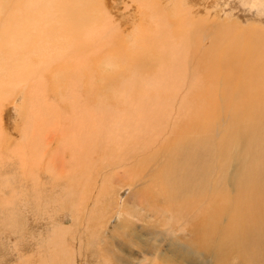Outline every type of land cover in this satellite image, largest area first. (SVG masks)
Masks as SVG:
<instances>
[{
	"label": "rangeland",
	"instance_id": "374dc122",
	"mask_svg": "<svg viewBox=\"0 0 264 264\" xmlns=\"http://www.w3.org/2000/svg\"><path fill=\"white\" fill-rule=\"evenodd\" d=\"M56 1L60 4V11L57 4L50 8L43 21H39L42 31L37 30L44 39L46 37L55 44L56 50L66 49L64 59L70 62L72 72L64 73L53 64L50 70L49 67L43 72L40 81L36 84L31 81L24 86L22 73L5 72L9 47L0 41V63L4 64L0 71L4 76V80H0V95L5 97L0 100V264H213L215 249L207 255L194 254L190 249L194 246H189L194 239L180 234L177 228L178 225L185 228L188 219L195 220L199 210H187L186 204L181 201L162 211L164 220L158 214L164 200L154 199L159 196L157 187L161 178L157 175L152 179L150 175L159 167L158 162L166 160L168 149L163 148L162 141L171 139L168 138L169 130L174 132L185 124L183 134L189 129L188 123L192 125L189 124L190 128L193 127L192 119L197 118L196 115L201 114L205 122L207 118L211 122L221 120L227 106L237 105L231 97L230 101L235 103L223 102L222 87L225 84L227 95L236 92V83L242 77L240 87L244 90L247 72H232L235 70L232 62L240 65L241 58L244 59L243 55L249 49H263L261 45L254 47V43L260 41L255 37L261 34L258 31H264V10L256 11L254 15L242 12L236 9L237 4L240 5L236 4L239 0ZM78 1L82 2L83 11L89 13V21L95 16L94 20L101 22H96L98 28L87 29L89 22L79 21ZM156 4L159 8L155 7ZM64 18L68 22L66 28L62 26ZM160 18L167 21L165 35L170 34L171 38L178 40L179 36L181 39L191 33L193 43L189 49L194 56H188L187 67L194 70L188 73H194L193 81H198V85L187 83L186 88L181 86L178 90L173 85V92L181 91L180 95L177 93L178 100L175 93L172 94L173 100L169 99L171 95L161 93L154 103L152 100L146 102L148 90L144 88L143 103L146 107L149 105L147 111L128 112L131 109L129 103L124 102L127 101L125 96L133 100L138 98V94L129 96L131 85L136 83L141 86L145 81H153L155 73L164 63L172 62L171 59L176 56L175 48H172L167 57L163 51L165 42H161L158 36L159 40L155 39L156 33L163 36L159 30ZM155 19L157 22H154ZM51 27H55L56 31H50ZM85 27L86 33L83 32ZM207 35L209 45L205 41ZM3 40L6 41L5 38ZM32 46L37 49L34 44ZM199 49L203 54L197 52ZM208 50L212 53L209 54ZM36 60L34 58L32 64L38 63L39 59ZM223 77H227L228 81L222 82ZM206 80L212 86L211 95L205 89L208 85ZM155 89L158 90L156 86ZM122 94L125 96L122 97ZM244 94L248 95V92ZM11 108L16 110L13 116L9 115ZM162 109L169 112L165 113ZM112 110H117L118 116L110 119ZM122 110H125V115H121ZM157 111L163 115L157 114ZM144 112H150L145 115H152L151 118L143 116ZM182 115L187 118L183 119ZM131 116L135 117L131 119ZM125 119H130L129 125L122 127ZM91 127L100 131L97 141L93 145L84 141L85 149L78 152L76 140L85 137ZM71 129L74 144L69 143ZM226 135L215 132V138L220 143ZM232 136L238 142L232 150L238 154L241 130ZM74 155L78 159L75 160ZM171 171H161L163 179L166 180ZM202 179L197 184L199 191ZM186 194L183 190L176 196L186 198ZM230 255L238 256L236 252ZM247 258L251 259L250 256ZM233 263L250 264L245 261L240 263L238 259L225 264Z\"/></svg>",
	"mask_w": 264,
	"mask_h": 264
},
{
	"label": "bare ground",
	"instance_id": "6f19581e",
	"mask_svg": "<svg viewBox=\"0 0 264 264\" xmlns=\"http://www.w3.org/2000/svg\"><path fill=\"white\" fill-rule=\"evenodd\" d=\"M78 2H79L78 3L79 14L81 16L79 21L80 22H82V21L83 22H85V21L89 22L87 29L98 28L97 27L98 23H96V22H98L99 20H97V21L94 20L95 19L94 18L95 16H94L93 19H90L91 21H89V19H88L90 17L89 13H86L85 11H83L82 2L81 1H78ZM237 3H239L241 6L238 5ZM55 4H57V7H58L57 9L59 12L60 11V4L56 0H30V1L0 0V31H1L0 33L3 34V35L2 34L0 35V37L2 38V39L0 38V41L5 42L6 43L5 45L7 47H9V55H8V57H6L7 65H6L5 72L10 71V73H12V71H17L19 73H22L23 74L22 78L24 79V80H22V83L24 84V86L26 84H28V82H31V81H34V84H36V82L40 81V79L44 75L43 72H45L49 67H50L49 68V70H50L51 67H53L52 66L53 64H55V66L57 67L58 70L63 71L64 73H65V71L66 72L67 71L72 72L69 69L70 62L68 60L64 59V56H66V53H67L66 49L63 47L59 50H56L57 47L55 46V44L53 42H50L49 40H47L46 37L44 39L39 34V32L37 30V28H39L41 30V27H42V26H40L39 21H43V16H45L47 13H49V9L54 7ZM68 4H69V2H68ZM236 4H237L236 9L238 8V10L240 9L242 12H245V13H247V12L252 13V15L256 14V11L264 10V0H239L238 2H236ZM156 5H155V7L159 8V6L158 5L156 6ZM89 6L92 7L91 5H89ZM55 7H56V5H55ZM72 7H74V4H72ZM92 8L94 9V7H92ZM69 9H71V8H69ZM146 9H147V7H146ZM148 9H149V7H148ZM143 10H144V8H143ZM157 10L159 11V9H157ZM93 11H96V10H93ZM91 12H92V10H91ZM65 13H67V12H64V14ZM72 13H74V11ZM77 13H78V11H77ZM95 13H93L91 15L93 16ZM99 14H101V13H99ZM156 14H160V13L157 12ZM143 15H145V14H143ZM71 16L69 15V17H71ZM77 16H78V14H77ZM98 16L100 18V15H98ZM103 18L104 17H102V19ZM150 18H151V16H150ZM156 18H158V17L156 16ZM105 19L106 18H104L103 20H105ZM183 19H185V18H182V20ZM74 20H75V18H74ZM100 20H101V18H100ZM103 20H102V22L104 23L106 20L105 21H103ZM156 20L157 19H155L154 22ZM175 21H176V19H175ZM63 22H64V24L62 26H64L66 28V26L68 25V22L65 20V18L63 19ZM166 22L167 21H163L160 18V20L158 22L159 23V30L163 33V36L160 34L162 36V38H161V36L156 33L155 39L158 36V38L160 39L161 42H165L163 44V47L165 48V49H163V51L165 50L164 52H165L167 57H168L170 51L172 50V48H175L174 53L176 56L171 59L172 62H169L166 64L164 63V65L161 67V69L157 73H155L157 76L155 75V79L153 81H151V80L145 81L142 83L141 86H138L136 83H133L131 85V89H130L131 93L129 94V96H134V95L138 94V96H137L138 98L136 100L130 99L128 96H125L122 94V97L125 96V98L127 100V101L124 100V102L129 103L131 110L128 112H132V110H134V111L146 110L147 111V108L149 105L146 107L143 103V100H145V97L143 95V92L145 91L144 88L148 90V94L146 96V102L148 100H152V103H154L153 101L156 100L160 96L161 93L166 94L167 96L171 95L169 99L173 100L174 96H172V94L175 92H173L174 90L172 91V88L174 86H175V88L177 86V90H178L179 87H181V86L185 87L187 85V83L191 84L192 82H194L193 81V79L195 77V76H193L194 73H192V74L190 73L192 76L189 75V73H188V72H190V71L192 72L194 70L190 67H187L188 56L189 55H191L192 57L194 56L191 52V49H189L190 45L193 43L191 41V37H192L191 33H189L186 36L185 35L182 36L181 39H179L180 38V36H179L178 40L171 38L170 34L165 35V24L168 25ZM99 23H101V22L99 21ZM158 23H156V25ZM190 23H191V21H190ZM105 25H107V24H105ZM105 28H106V26H105ZM184 28H186V26H184ZM188 28H189V23H188ZM70 29H71V27H70ZM170 29H172V28H170ZM178 30L179 29L177 28L176 31H178ZM50 31H56V28L51 27ZM104 31H106V29ZM83 32H85V33L87 32L86 27L84 28ZM258 32L261 34L256 35L255 37H257L260 41L256 44L254 43V47L256 45L257 46L261 45L260 47H262L263 49H259V48L256 49L255 48L253 51H250V49H249L248 52L244 53V55H243L244 59L241 58L242 55H241V57L239 56L241 58V60H240L241 62L238 61L240 65L232 62V66L235 69V70H232V67H231L232 72H235L236 70H240L243 73L247 72L246 76H245L244 90L241 89V87H240V81H241L242 77L238 81L236 80L238 82V83H236L237 84V87L235 89L236 92H233V93L227 95V90L225 89V84H223V87H222L223 99L222 98L221 99L223 100V102L228 103V101L231 100L230 99V97H231L232 100L237 101V105L235 104V107L234 106H232V107L227 106L228 109L226 111H223L224 118L221 117V120L217 119V120L211 122L207 118L206 119L207 122H205L201 118V114H200V116L196 115L197 118H193L192 119L193 122L191 121L193 124L192 128H190L191 124L186 121L188 123L187 125L189 126L188 127L189 129L187 131H184L183 134H182V130L186 126L185 124H184L185 126L183 125L182 128L179 127L180 129L177 128L174 132H172V130L168 129L169 130L168 138L171 137V139H170L171 141L170 140H167V141L163 140L162 141L163 142V145H162L163 148L168 149V154L166 153L167 154L166 160H162L160 163L158 162L159 167L156 168L152 172V174L150 175L152 177V179L154 177H156L157 175H159L161 178V182L159 184L160 186L159 185L155 186V187L159 186V187H157V192H158L159 196L157 195V196H155L156 198L154 197V199L160 200V198H161L162 200H164V205L160 204V210L161 211L159 210V213H158L160 217L163 216L162 218H164V213L162 212V211H165L164 209L168 210L171 205H174V203L179 204L181 201L186 204L187 210H195V209L199 210L200 214H197L194 217L195 220L188 219V222H187V225L185 226V228H183L179 225L177 226V228H179L180 234H183L184 236H186V234H187V236L191 240L194 239L192 241V243H190V245H189V246H194L193 249L190 248L194 254H196V255H207V254H210L215 249L216 258H214L212 260L213 264L214 263L215 264H225V263H229V262L232 263V259H238L240 261V263H243L245 261V263L250 262V264H264V31L261 30ZM186 34H187V32H186ZM163 37H164V39H163ZM4 38L6 41L3 40ZM108 39H109V37H108ZM90 40H91V38H90ZM57 41H58V39H57ZM59 41L61 44V38L59 39ZM152 41H154V40H152ZM205 41L207 42L206 45H209V35L206 36ZM2 42H0V43L2 44ZM36 42H38V44ZM79 42H81V41H79ZM33 44H34V46L37 47V49L33 48V46H32ZM102 46H104V45H102ZM108 46H110V45L108 44ZM1 49H2V46H1ZM141 49H142V47H141ZM2 51H3V49H2ZM189 52L191 54H189ZM197 52L198 53L200 52V54H203L200 49L197 50ZM4 53H3V55H4ZM99 53H101V51ZM210 53H212V52L209 51V54ZM253 53H255V54H253ZM5 54L7 55V53H5ZM15 55H17V56H15ZM26 55H27V57H26ZM28 55H30L29 58H28ZM231 56L233 57V55H231ZM72 57H71V59H72ZM34 58H36L37 60L39 59L38 63L32 64ZM112 58H114V57H112ZM25 59H28L26 63H25ZM18 60H20V62H18ZM37 60H36V62H37ZM107 60H109V59H107ZM73 62L71 61V63H73ZM101 62H102V60H101ZM34 63H35V61H34ZM111 63H112V61H111ZM84 64L86 65V62ZM212 64L214 65V63H212ZM217 64H219V63H217ZM228 64H229V62H228ZM107 65H108V63H107ZM3 66H4V64L0 63V71H2ZM75 67H76V64H75ZM107 67H109V66H107ZM226 67H229V66L226 65ZM218 68H219V66H218ZM83 69H85V67ZM52 71H53V73L55 72L53 69H52ZM57 72H59V71H57ZM87 73H89V72L87 71ZM11 78H13V77H11ZM226 78L227 77H223L222 82L228 81ZM0 80H2V81L4 80V76L2 74H0ZM12 82H13V80H12ZM14 82L18 85L16 79ZM205 82H207V80ZM8 84H10V83H8ZM193 84L195 86L198 85V81H195ZM206 84H208V85H206L205 89L207 91L209 90V93L211 95V93L213 91V90L211 91L212 86L210 85L209 82H207ZM238 84H239V86H238ZM214 85H215V83H214ZM221 85H222V83H221ZM43 86H44V84H43ZM155 86L158 88V90L155 89ZM229 86H230V84H229ZM124 87H126V86H124ZM5 88H6V86H5ZM4 90H6V89H4ZM182 90H184V89H182ZM6 91H5V94H8V92L6 93ZM76 92H77V90H76ZM178 92H176L174 94V95H176L175 98L177 97ZM180 92H179V95L181 94ZM242 92H244V93L248 92V95H245ZM206 93H208V92H206ZM242 94H244V96L239 98ZM171 97H173V98H171ZM4 98H5L4 96L0 95V100H4ZM164 98H165V95H164ZM80 99H82V98H80ZM177 100H178V97H177ZM83 101H85V100H83ZM181 101H183V100H181ZM181 101L179 103L181 105H183L182 103L184 101L182 103H181ZM163 102H161V103H163ZM175 102H178V101L175 100ZM232 102L235 103L234 101H230V103H232ZM79 103L80 102L78 100V104ZM179 103H178V106H180ZM165 104L166 103H164V105ZM189 104H190V102H189ZM189 104H188L187 108L189 107ZM12 105H14V104H12ZM124 105H125V103H124ZM161 106H162V104H161ZM195 107L197 108V106H195ZM86 108H87V106H86ZM153 108H156V107L154 106ZM187 108H185L186 110L184 109V111L187 112ZM100 110H102V109H100ZM100 110L98 109L97 111H100ZM154 110L156 111V109H153L151 111H154ZM15 111L13 110V108H11L9 115L10 116L15 115ZM112 111L113 112H112V114H110V119L111 118L113 119V117L116 118V116H118L116 114L117 110H115V111L112 110ZM162 111H163V109H162ZM162 111H161V113H162ZM188 111H189V109H188ZM150 112H144V115L143 114L142 115L147 116V115H145V113L150 114ZM163 112H165V111H163ZM167 112H169V111H167ZM167 112H165V113H167ZM120 113H121V115L126 114L125 110L124 111L122 110V112H120ZM151 113L154 114L153 112H151ZM185 113H183V114L185 115ZM84 114H85V111H84ZM91 114L93 116V112H91ZM157 114L163 115V114H160L159 112ZM80 115H82V114H80ZM203 115H202V117H203ZM151 116L150 117L147 116V118H151ZM107 117H109V114L107 115ZM134 117L135 116H133V118ZM182 117H183V115H182ZM184 117H183V119H186L187 117H189L188 113H187V117L186 116H184ZM198 117H200V118H198ZM133 118L131 116V119H133ZM139 119L140 118L137 117L138 121H139ZM141 119H142V117H141ZM92 120H94V119L92 118ZM117 120H119V118ZM125 120L123 122H125ZM129 120H126V122L124 124H122V127L123 126L126 127L127 125H129ZM163 120H164V118H163ZM148 121H149V119H148ZM164 121H166V120H164ZM163 122H162V125H163ZM118 123H119V121H118ZM160 123H161V121H160ZM181 123H179V125ZM69 125L71 126V124H69ZM141 126H143V125H141ZM166 126L168 127L169 125H166ZM214 126L216 127L215 130H213ZM167 127H165V128H167ZM1 129H2V127L0 128V130ZM115 129H116V127H115ZM148 129H149V127H148ZM239 129L241 130V134H242L241 139H240L241 149H240L239 153L236 154L234 152V150H232V148H233V145H238V142L236 141V138L235 139L232 138L233 137L232 135L234 133H236V135H237L239 133ZM81 131L83 132V130H81ZM216 131L219 134H227L226 138L221 141L222 143L218 142L219 140L217 138H215V132ZM99 132L100 131H98L94 127H91L85 137H83L80 140H76V141H78V143L75 146H76V148H78V152H82L85 149L86 144L84 143V141L86 143L87 142H89L90 144L92 143V145H93L97 141L96 139H97V136L99 135ZM66 133L68 134L69 131H67ZM180 133L182 135L179 138L178 136ZM0 135H2V134H0ZM68 135L70 136V137L69 136L68 137L71 138V141H69V140L68 141L70 144H72L74 142V140L72 139V137H73L72 129L70 131V134H68ZM166 135H164L162 138H164ZM177 137H178V140H177V142H175ZM69 143H67V144H69ZM158 143H156V144H158ZM90 144H87V145L90 146ZM66 146H68V145H66ZM170 146H171V149L169 148ZM122 147H124V146H122ZM139 147H140V145H139ZM67 148L70 149V147H67ZM72 151H73V149H72ZM73 153H74V151H73ZM76 154H78V153H76ZM74 156L76 157V155H74ZM76 159H78V158L76 157L75 160ZM80 159H81V157H80ZM63 164H64V162H63ZM161 171H171L166 180L163 179V176L160 173ZM166 173L167 172H165V174ZM234 174H237V175H234ZM202 177H203V179H202L203 184H202V187L199 191V189L197 188V184L199 183V181ZM35 186H38V185H35ZM183 190H185L187 192V194H186L187 197L186 198L177 197L176 194L180 191H183ZM194 193L197 195V197L195 196ZM175 208H176V206H175ZM154 215H157V214H154ZM164 220H165V218H164ZM180 222H182V219H180ZM174 235H175V230H174ZM232 252H236L238 254V256L232 257L230 255ZM247 256H250L251 259H248ZM252 258H254V259H252Z\"/></svg>",
	"mask_w": 264,
	"mask_h": 264
}]
</instances>
